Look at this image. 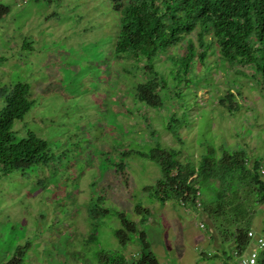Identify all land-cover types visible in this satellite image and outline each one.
<instances>
[{
    "label": "rangeland",
    "instance_id": "obj_1",
    "mask_svg": "<svg viewBox=\"0 0 264 264\" xmlns=\"http://www.w3.org/2000/svg\"><path fill=\"white\" fill-rule=\"evenodd\" d=\"M120 18L114 0H0V110L14 85H28L32 104L13 138L32 132L47 145L40 163L0 165V264L18 254L19 264L137 263L138 236L121 218L145 234L158 264H239L253 244L235 251L237 227L264 236L256 186L237 180L218 201L220 184L210 185L196 217L157 193L160 164L150 157L177 151L195 165L241 151L248 168L262 162L264 181L260 77L221 61L210 37L186 74L179 59L189 41L197 50L196 31L150 60L119 55ZM153 78L160 105L149 107L136 86ZM228 93L231 110L219 104Z\"/></svg>",
    "mask_w": 264,
    "mask_h": 264
},
{
    "label": "trees",
    "instance_id": "obj_2",
    "mask_svg": "<svg viewBox=\"0 0 264 264\" xmlns=\"http://www.w3.org/2000/svg\"><path fill=\"white\" fill-rule=\"evenodd\" d=\"M114 9L121 14L115 42L117 54L127 53L136 59L150 60L157 55L159 57L161 49L179 45L186 35L196 31L197 50L193 49V44L189 41L186 53L179 59L186 74L196 64V55L201 62L205 58L209 44L205 43L204 38L210 37L217 47L221 61L230 66H249L260 77V83L264 86V0H114ZM171 57L168 56L165 60H171ZM153 73L154 76L157 75L156 72ZM158 87L155 78L146 84H138L135 94L137 101L149 107L160 105ZM28 94V85H14L6 97V105L0 110V165L4 172L26 168L45 160L47 145L43 139L32 132L19 142H15L13 138L14 122L21 121L31 107ZM231 96L228 93L219 104L227 101L228 109H233L235 105L231 104ZM169 127L170 125L167 126ZM174 138L177 139L175 135ZM151 153L150 157L153 158L154 155V159L160 164L157 193L165 198L177 199L186 209L194 212L205 210L206 208L202 209V204L195 207L196 192H203L210 185L216 187V182L221 188L215 191L218 201L226 197L225 189L228 186L237 190V180L241 185L256 186L257 201L261 203L264 200L262 162H255L248 168L241 151L230 154L221 152L220 157L215 160L204 156L195 165L190 162L181 163L177 151L161 152L155 148ZM212 153L213 150L210 151ZM193 175L195 176L190 179ZM210 188L208 191L211 193ZM230 210L235 214L234 218L239 217L238 210L234 212L235 207ZM121 220L127 232L137 235L140 243L137 263L131 264H158L148 251L145 234L137 231L135 224L126 222L124 218ZM247 232L237 227L232 234L235 251L242 252L249 245ZM116 234L123 235L121 232ZM263 251L257 264H264ZM17 257L19 259H12L5 264H19V254Z\"/></svg>",
    "mask_w": 264,
    "mask_h": 264
},
{
    "label": "built area",
    "instance_id": "obj_3",
    "mask_svg": "<svg viewBox=\"0 0 264 264\" xmlns=\"http://www.w3.org/2000/svg\"><path fill=\"white\" fill-rule=\"evenodd\" d=\"M198 194L199 193H196V195ZM247 236L249 240L251 241V243L253 244V248L245 256L243 255L244 257L242 256L238 263L239 264H257L259 253L260 251L264 249V236H255L254 233L251 231L247 232Z\"/></svg>",
    "mask_w": 264,
    "mask_h": 264
},
{
    "label": "clouds",
    "instance_id": "obj_4",
    "mask_svg": "<svg viewBox=\"0 0 264 264\" xmlns=\"http://www.w3.org/2000/svg\"><path fill=\"white\" fill-rule=\"evenodd\" d=\"M195 175H193L190 179H192L193 177H194ZM197 190H198V187H197ZM196 193H200V194H198V195H195V196H197L196 198H195V207H198V206H200V201H199V197L201 196V192H199V191H197ZM198 206H197V205ZM249 242H251L250 240H249ZM250 244V243H249ZM249 247V245L246 247V248H248ZM264 250V249H263ZM262 250V251H263ZM261 252V251H260ZM260 254V253H259ZM259 257V256H258Z\"/></svg>",
    "mask_w": 264,
    "mask_h": 264
},
{
    "label": "crops",
    "instance_id": "obj_5",
    "mask_svg": "<svg viewBox=\"0 0 264 264\" xmlns=\"http://www.w3.org/2000/svg\"><path fill=\"white\" fill-rule=\"evenodd\" d=\"M187 210H188V214H189V215H192V214L194 213L192 210H190V209H188V208H187ZM195 213H196V214H195L194 216H196V217L201 216V212L196 211ZM259 255H260V254H259ZM6 263H7V262H6Z\"/></svg>",
    "mask_w": 264,
    "mask_h": 264
}]
</instances>
